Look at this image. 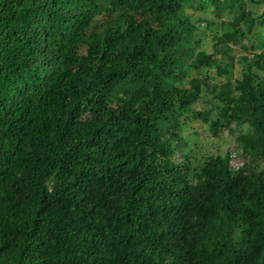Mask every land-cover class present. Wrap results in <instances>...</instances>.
Here are the masks:
<instances>
[{"label":"trees","instance_id":"1","mask_svg":"<svg viewBox=\"0 0 264 264\" xmlns=\"http://www.w3.org/2000/svg\"><path fill=\"white\" fill-rule=\"evenodd\" d=\"M263 10L0 0V264H264Z\"/></svg>","mask_w":264,"mask_h":264},{"label":"rangeland","instance_id":"2","mask_svg":"<svg viewBox=\"0 0 264 264\" xmlns=\"http://www.w3.org/2000/svg\"><path fill=\"white\" fill-rule=\"evenodd\" d=\"M198 7L195 5L191 9L193 12H196ZM209 16L210 14L207 12L204 16L197 17V22L205 26L207 25V18ZM185 121L191 127L188 132L189 137L202 147V153L228 152L230 165L233 167L240 166L246 160V156L238 140L241 133L247 131L245 125L232 122L228 128L221 130L219 134L215 135L207 123L190 119H185Z\"/></svg>","mask_w":264,"mask_h":264},{"label":"water","instance_id":"3","mask_svg":"<svg viewBox=\"0 0 264 264\" xmlns=\"http://www.w3.org/2000/svg\"><path fill=\"white\" fill-rule=\"evenodd\" d=\"M263 15H264V12H263Z\"/></svg>","mask_w":264,"mask_h":264}]
</instances>
